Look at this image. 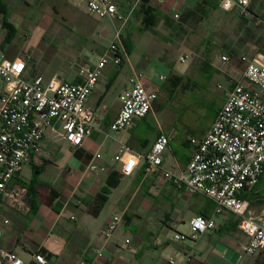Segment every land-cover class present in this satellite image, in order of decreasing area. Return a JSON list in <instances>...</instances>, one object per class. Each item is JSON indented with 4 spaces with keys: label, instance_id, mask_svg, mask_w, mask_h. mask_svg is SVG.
Listing matches in <instances>:
<instances>
[{
    "label": "crops",
    "instance_id": "0c3cea01",
    "mask_svg": "<svg viewBox=\"0 0 264 264\" xmlns=\"http://www.w3.org/2000/svg\"><path fill=\"white\" fill-rule=\"evenodd\" d=\"M22 1L26 6L32 2L43 3L42 0ZM47 1L56 15L72 16L75 22L80 20L77 26L78 35L82 37L80 44L88 41L86 36L90 35L92 40L84 43L90 53L77 54L61 68L54 65L57 57L50 51L57 48L55 43L26 47L23 57L6 52L5 35L0 42V55L12 60L23 59L25 77L43 76L49 81L58 74L67 81L81 82L79 67L96 63L118 28L122 45L123 37L129 36L133 50L126 54L124 49L125 59L121 65L109 64L90 94L87 104L96 111L97 121L83 146L74 149L69 143L55 141L47 135L43 140L47 155L41 163L24 165L20 179L28 192L29 188L35 191L37 212L29 218L30 202L26 211L13 208L5 201L3 218H0V249L14 252L24 264H39L34 260L36 254H42L46 264H80L82 261L169 264L170 258L184 261L187 253L193 255L191 264H264V249L255 255L245 253L243 246L248 240L238 229L237 217L230 212L216 216V227L200 235L195 242L176 241L175 234L183 233L180 227L197 215L212 217L215 204L207 197L192 196L184 188H177L163 178L161 170L146 174L143 159L133 173L124 176L120 185L112 190L98 217L88 213L93 198L105 186L110 170L119 168L114 157L121 145L145 155L158 135L165 133L170 143L163 154V169L176 173L186 170L194 149L190 139L202 138L227 94L237 83L246 84L241 57L264 55V0H249L245 15L236 8L223 10L216 0H151L158 21L143 32H140L141 20L134 14L139 4L125 24L92 17L97 22L94 27L88 26L91 16L82 0H72L75 9L71 8L70 0ZM116 1L126 13L134 3V0ZM13 2L15 0H0V25L5 26L7 21L15 31L10 20L16 17L9 15L10 10L15 11ZM37 11L49 14L42 7ZM80 44L76 49H83ZM223 55L228 57L226 63L221 61ZM135 75L159 99L153 111L135 120L130 130L114 132L110 125L121 109L120 95ZM160 94H175V98L169 101ZM192 94L203 101L197 106L189 104ZM191 114L196 115L197 120L188 122L187 116ZM201 118L206 119L204 123L199 122ZM97 154L101 155L97 162L104 171L89 169ZM25 168L30 172L28 178L23 175ZM248 193L253 195L245 213L258 219L264 213V173L255 187L242 190L239 195L244 199ZM116 215L121 217V223L113 236L105 240L100 230ZM98 251H103L104 257L97 258Z\"/></svg>",
    "mask_w": 264,
    "mask_h": 264
},
{
    "label": "built area",
    "instance_id": "2783aa9c",
    "mask_svg": "<svg viewBox=\"0 0 264 264\" xmlns=\"http://www.w3.org/2000/svg\"><path fill=\"white\" fill-rule=\"evenodd\" d=\"M86 12L94 19L111 20L125 24L141 0H134L129 13L116 0H82ZM229 11L236 8L241 15L247 13L249 0H216ZM124 58L121 29H116L114 39L94 64L79 67L81 82H71L60 75L49 81L43 76L25 77L23 59H9L0 55V218L4 202L16 209L29 211L28 188L20 179L25 164L38 165L47 152L43 146L45 136L55 141H65L72 148L83 146L96 128L97 113L87 100L109 64L119 66ZM226 63L228 57L223 55ZM243 78L246 84L237 83L227 94L214 122L202 138H191L193 154L185 171L176 173L163 169V154L170 138L160 133L151 149L141 155L129 146L121 145L114 157L124 176L131 175L144 160V171L152 174L161 170L166 181L184 188L189 195H201L215 204L212 217L197 215L189 221V232L177 233L178 242H195L200 235L216 227L214 218L230 212L238 219V229L247 238L243 246L248 255L264 249V213L255 219L245 213L250 200L240 197V192L255 186L264 173V55L242 56ZM158 95L148 91L139 76L129 80V87L120 95L121 109L110 125L114 132L130 130L134 121L149 115ZM96 155L90 171H104ZM8 223V220H5ZM121 217L116 215L100 230L108 240L116 232ZM97 258L104 257L103 251ZM192 253L184 261L175 258L169 264H191ZM3 264H24L14 252L0 249ZM39 264L47 261L42 254L34 255ZM80 264H91L82 261Z\"/></svg>",
    "mask_w": 264,
    "mask_h": 264
},
{
    "label": "rangeland",
    "instance_id": "374dc122",
    "mask_svg": "<svg viewBox=\"0 0 264 264\" xmlns=\"http://www.w3.org/2000/svg\"><path fill=\"white\" fill-rule=\"evenodd\" d=\"M42 1L43 3L32 2L30 6L24 5L22 0H15V2H13L15 11L13 12L10 10L9 15H14L16 17L10 20L15 26V31L12 37L8 40L6 52H14L16 55H21L24 57L25 55L23 51L26 50V47L35 48L37 46L44 45V43H55L57 48H50V51L55 53L57 57L56 61H54V65H59L61 68L66 67L65 62H68L66 60L76 57V55L79 53H86L89 55V47L87 49L84 43H89V40L92 39H90V35H87L86 37L88 41L83 40V42L80 44L82 37L78 35L77 28L79 25L78 22L80 20L75 22L76 20L72 16L70 18H65L61 15H56L55 12H53V7L49 4V2L47 0ZM74 3L72 0H70V6L72 9H75V7H73ZM41 7L44 9V11L49 13L47 14L48 17L37 11ZM80 10L84 11V8L81 7ZM49 18L52 19L50 20ZM88 22V26H97V22L92 17H88ZM85 27H87V25ZM8 34L9 31L7 27L0 25V42L3 41L5 35ZM61 34L64 38H62ZM73 42H75L77 45H74ZM79 44L81 48L83 47V52V49H76L75 46H79ZM91 57L93 60H96L94 56ZM189 100V104H194L197 106L198 103L203 101V98L196 96V94H192ZM187 117L188 122H192L194 119L197 120L196 115L191 114ZM205 120L201 118L199 122L204 123ZM23 175L25 178H28L30 172H28L25 168ZM180 230H182L184 234L188 233L189 222H187L186 226L182 228L180 227Z\"/></svg>",
    "mask_w": 264,
    "mask_h": 264
},
{
    "label": "trees",
    "instance_id": "16d2710c",
    "mask_svg": "<svg viewBox=\"0 0 264 264\" xmlns=\"http://www.w3.org/2000/svg\"><path fill=\"white\" fill-rule=\"evenodd\" d=\"M134 14L135 16H137V18L141 20L140 32H143L149 27L154 26L158 21V14L156 13V8L151 3V0H141ZM5 27H7L9 31V34L7 35V40H9L12 37L14 29L13 26L7 23V21L5 22ZM123 46L126 54H130L132 52L133 44L129 36L123 37ZM124 59L125 58H123V62ZM160 95H162L166 100L169 101H172L175 98V94H160ZM123 177L124 175L121 173L119 168H114L110 170L106 179L105 186L101 188V190L93 198L92 203L88 207V213L90 215H92L93 217H98L101 214L103 208L105 207L108 201L110 193L112 192L113 189L117 188L120 185ZM244 190H248V189H244ZM252 195H253L252 193H248L246 196H244V199L251 200ZM35 196H36L35 191L32 188H29V197H30L29 202L31 206L29 212V218L34 217V215L37 212V206L35 205V200H36ZM50 201H52L51 197H50Z\"/></svg>",
    "mask_w": 264,
    "mask_h": 264
}]
</instances>
